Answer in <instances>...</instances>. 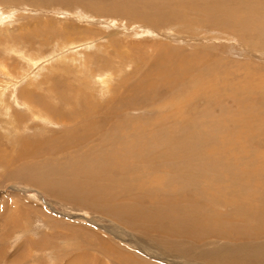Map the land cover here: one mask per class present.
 <instances>
[{"label":"rangeland","instance_id":"374dc122","mask_svg":"<svg viewBox=\"0 0 264 264\" xmlns=\"http://www.w3.org/2000/svg\"><path fill=\"white\" fill-rule=\"evenodd\" d=\"M219 1L221 11H230L227 0ZM203 3V0H0V264H61L69 255L64 257L65 253L54 251L53 247L58 245H65L71 256L85 249L99 259L98 262L89 259L87 254L85 264H105L104 253L112 255L108 260L123 258L124 261L122 256L129 252L138 255L144 264H184L185 257L168 253L153 240L157 235L174 241L181 237L176 228L185 224L167 208L160 209L156 202L168 197L167 188V191L193 192L182 193V197H189L186 206L190 199L205 198L201 190L202 171H198L200 179L189 171L192 184L189 186L186 178L176 179L172 171V165L179 164L181 158L176 152L181 151L180 156L190 152L185 154L189 157L187 165L191 161L197 165L196 159L202 155V151L195 152L194 140L187 138L178 145L180 130L192 135L195 131L208 133L202 134V138H211L204 146L213 153L221 149L219 141L229 147L232 143L231 155L224 152L221 155L230 165L229 173L239 180H234L237 187L241 186L238 193L249 187L252 198L253 192L264 188V19L256 15L252 17L255 22L252 28L231 29L225 24L229 17L225 22H210V15L202 12ZM118 6L126 7L135 16L114 12ZM167 10H174L179 16L169 20ZM243 10L239 8L232 14ZM263 10L260 13L264 17ZM27 30H34L31 33L34 37L30 33L27 36ZM65 30H73L74 43H66L62 36ZM134 83L138 90L130 89ZM95 109L100 112L103 109L102 119L107 120L101 119L97 132L98 136L103 134L104 152H95L86 141L72 145L67 140L65 144H57L58 138L68 133L60 114ZM215 136L220 138L218 142ZM25 140L36 145L48 142L51 149L46 148L42 154L36 152L30 158L18 157ZM175 144L171 156L168 154L174 161H169L162 151L164 148L170 151L168 147ZM184 146L189 150L185 151ZM88 152L98 159V165L111 161V156L119 165L114 164V173L105 172L101 180L90 172L92 180L90 173L81 168L93 161ZM98 153L102 156L94 155ZM83 157L89 162H81ZM215 157L209 154L203 164L222 166ZM163 165L172 170H163ZM206 168L209 165L203 169ZM186 171L182 172L183 176L188 174ZM206 174L210 188L220 187L216 189L220 202L212 204L213 212L218 213L214 216L218 217L215 230L227 229L229 224L240 233L248 230L251 221L236 222L238 218L233 219L229 214L245 202L243 196L221 187L227 181L221 173L217 175V171L210 170ZM106 179L112 180L107 184L108 189L103 186ZM96 184H100V189ZM255 199L250 200L251 204ZM121 201L145 210V220L142 222L143 216L138 213L134 217L130 212L133 208L122 222L115 214L108 213ZM102 207L106 215L97 210ZM200 209L197 212H202ZM155 223L157 229H153ZM68 227L74 229L72 236ZM97 239L107 243L114 254L106 253L108 249L101 248ZM228 243L223 240L219 246L223 248ZM232 254L239 255L234 250ZM186 263L213 264L196 259Z\"/></svg>","mask_w":264,"mask_h":264},{"label":"bare ground","instance_id":"6f19581e","mask_svg":"<svg viewBox=\"0 0 264 264\" xmlns=\"http://www.w3.org/2000/svg\"><path fill=\"white\" fill-rule=\"evenodd\" d=\"M204 3L202 5H205V7L203 8L204 10L202 12H204L203 14L205 15H210V22H213V20H217L218 21H223L225 22L226 19H229L226 21L225 24H229L230 28L232 29L233 27L235 28H252L251 26H255V22H253V18L252 17H255L256 15H258L259 17H261L262 19H264L263 17V14L260 13V10H263L264 9V2L262 0H255L254 2H249V0H227L230 4L228 5V8L230 11L226 10V11H221L222 9V6L220 5V1L217 0H203ZM49 3V2H48ZM47 3V4H48ZM263 3V4H262ZM114 4V3H113ZM22 5V4H21ZM28 5V4H27ZM115 5V4H114ZM122 5V4H121ZM125 5V4H124ZM28 7L30 6H27V7H21V8H25V9H28ZM130 7V6H129ZM128 7V8H129ZM191 7V6H190ZM196 7V6H195ZM118 10H114V12H120V11H124L126 14L129 13V16H135L134 12L131 13V10L127 9L126 7L123 8V7H119L118 6ZM134 8V7H133ZM132 8V9H133ZM239 8H244L243 11H241L240 13H236V14H232V13H235L236 10L239 11ZM261 8V9H260ZM36 9V7H35ZM99 9H101L99 7ZM186 9V7H185ZM37 10V9H36ZM187 10H189L187 8ZM21 11V10H20ZM101 11V10H98V12ZM222 12L219 14V12ZM264 11V10H263ZM112 12V11H111ZM168 16H169V20L172 19V16H174V18L176 19L177 16H179L174 10L173 11H170V10H167L166 11ZM198 12V11H197ZM123 13V12H122ZM124 14V13H123ZM125 14V15H126ZM186 14V13H185ZM116 15H119V14H116ZM216 16H219V17H216ZM150 17H152L150 15ZM214 17V18H213ZM256 18V17H255ZM166 18L164 17L163 20H165ZM181 19H184V17H182ZM249 19L250 22H247ZM262 21V20H261ZM46 24H49V21H46ZM42 27V26H40ZM28 31V30H27ZM26 31V33H27ZM33 35L34 34V30H30L28 31V34H26L27 36L29 35ZM33 33V34H31ZM60 33V32H59ZM21 34H24V33H21ZM65 36L67 42L66 43H74L73 41L75 39H71L73 38L74 34H73V30H65V33L62 34V36ZM30 37V36H29ZM34 37V35H33ZM28 57V56H27ZM29 58V57H28ZM31 58V57H30ZM27 59V58H26ZM32 59V58H31ZM36 59V58H35ZM34 59V60H35ZM29 60V59H28ZM33 60V59H32ZM30 61V60H29ZM37 61V59L35 60ZM34 63V61H32ZM84 64V63H83ZM201 65V64H200ZM33 66V65H32ZM205 69V68H203ZM121 70V69H119ZM221 74V73H220ZM197 75V74H196ZM200 76V75H199ZM104 78V77H103ZM143 78V77H142ZM203 78V77H202ZM125 79V78H124ZM131 79V78H130ZM216 79V78H215ZM214 79V80H215ZM127 80V79H126ZM125 80V81H126ZM159 80V79H158ZM190 80V79H189ZM212 80H213V77H212ZM211 80V81H212ZM99 81V80H98ZM128 81V80H127ZM130 81V80H129ZM128 81V82H129ZM132 81V80H131ZM194 81V80H193ZM203 81H206V80H203ZM210 81V80H209ZM159 81H157L158 83ZM160 83V82H159ZM163 83V82H162ZM106 84V83H105ZM131 84V83H130ZM207 84V83H205ZM163 85V84H162ZM198 85V84H197ZM224 85V84H223ZM129 86V85H128ZM133 86V85H132ZM148 86V85H147ZM194 86V84H193ZM200 86V85H199ZM221 86V85H220ZM226 86V85H224ZM236 86V85H235ZM144 87V86H143ZM169 87V86H168ZM186 87V86H185ZM204 87V86H202ZM222 87V86H221ZM229 87V86H228ZM177 88V87H176ZM230 88V87H229ZM130 89L132 90H138V85L137 83H134V86L133 88L130 86ZM173 89V88H172ZM201 89V88H200ZM208 89V88H207ZM177 90V89H176ZM56 91V90H55ZM144 91V90H143ZM175 91V90H174ZM239 91V90H237ZM244 91V90H243ZM146 92V91H145ZM137 93V92H136ZM216 93V92H215ZM214 93V94H215ZM141 94V93H140ZM237 94V93H235ZM234 94V95H235ZM38 97V96H37ZM58 98V97H57ZM235 99V98H234ZM239 100V99H238ZM218 106V105H217ZM97 109V108H96ZM93 110V112H90V111H82V112H76V111H70V112H67L68 113V117H67V113L65 115V113L63 114H60V118L61 121L63 122V124L65 126H67L66 128V131L68 133L66 134H62V135H66V136H60L58 138V142L57 144H60L62 145L61 143L65 144L67 140H70L69 142H71L70 144H77L79 143V141H83V142H87L91 147L94 148V151H99V152H104L103 150H101L103 148V144H102V139H103V134H97V132L99 131L100 127L98 126V124L103 120H106V119H102V109L101 112L100 111H97V110ZM100 110V109H99ZM63 111V110H62ZM115 111V110H114ZM31 112V111H30ZM102 113V114H101ZM136 113V112H135ZM105 114V113H104ZM103 114V115H104ZM115 114V113H114ZM116 115H119L116 114ZM131 115V114H130ZM38 116V115H37ZM53 116V115H52ZM114 115L112 116H109L108 117H113ZM33 117V116H32ZM47 117H49L47 115ZM107 117V118H108ZM22 118V117H20ZM13 119V118H12ZM34 119V118H33ZM55 119V118H53ZM58 119V118H57ZM102 119V120H101ZM111 120V119H110ZM19 121V120H18ZM107 121V120H106ZM112 121V120H111ZM114 121V120H113ZM40 122V121H39ZM24 123V121H23ZM22 123V124H23ZM53 123V122H52ZM55 123V122H54ZM110 123V122H109ZM185 123V122H184ZM205 123V122H204ZM61 124V123H60ZM105 124V123H104ZM187 124V123H186ZM35 125V123H34ZM52 125V124H51ZM59 125V124H58ZM62 125V124H61ZM101 125V124H100ZM205 125V124H204ZM18 127V126H17ZM16 127V128H17ZM62 127V126H61ZM64 127V126H63ZM40 128V127H39ZM55 128V127H54ZM115 128V126H113V129ZM41 129V128H40ZM103 129V128H102ZM105 129V128H104ZM103 129V130H104ZM109 129V128H108ZM117 129V128H116ZM159 129V128H158ZM162 129V128H161ZM14 130H15V127H14ZM21 130V128H20ZM64 131V130H63ZM122 131V130H121ZM37 132V131H36ZM104 132V131H103ZM108 132V131H107ZM106 132V134H107ZM119 132V130H118ZM19 133V132H18ZM38 133V132H37ZM105 133V132H104ZM112 133V132H111ZM115 133V132H114ZM124 133V132H123ZM171 133V132H170ZM194 133V132H193ZM251 133V132H250ZM22 134V133H21ZM29 134V133H27ZM97 134V135H96ZM202 134H206V135H209L208 133H202ZM202 134L200 133H195L192 135L191 132L189 133H186V130H180L177 132V135H181V138H178L177 142H178V145L180 146L185 140L190 139L191 141H195L196 142V145H195V152H201L202 151V155L199 154V158L196 159L197 161V165H198V168H197V165L196 163H194L193 161L190 162L189 165L186 164V160L187 158H189L188 156H186L185 154H188L190 152H187L185 153L184 155L180 156L181 151L176 152L175 154L180 158V161H179V164H176V165H172V168L174 170H172L171 168H169L168 166L166 165H163L162 166V169L163 170H168V169H171L174 174H175V177L176 179H181V180H184L185 178V181H187L186 183L188 184V186L191 184L189 182L190 178V175H191V172H192V175L194 174L195 176H197L199 179H200V176L201 174L203 173V180H202V187H204L203 189H201L203 192L202 194L205 195V198L202 196V198H195V199H190L189 201L192 202L195 207L189 202L188 206H186V202L188 200V198L186 197H182V193L183 195L184 194H188L189 192L191 194H193V192L191 191H180V190H176V191H165V195L168 196L167 198H160L158 199V202L159 204L158 205H161L160 206V209L161 207H165L167 208L169 211L175 213L179 218H181L183 221H185V224L183 225L182 228H176L180 233H181V237H179L178 239H175L174 241H172V239L168 240L169 237H165V236H157V235H154L153 236V240L154 242L158 243L161 247H163L166 251H168V253H178L177 255H179L180 257H185V259L188 261L190 259H196V260H199V261H205L206 263H225V264H264V188H262L261 190H258L257 192H253L251 194V196H253L252 198H257L255 199V203L254 204H251L252 202H250V200H252V198H250V192L251 190L248 189L249 187H245L244 190H242V193H238L239 190L241 189V186L240 187H237L236 184H235V181H237L235 178H233V175H231L229 173L230 171V165L227 161L223 160V155H221L223 152L224 153H228L226 155H231L232 151V143L229 146H224L222 144H220V138L216 139V136L214 137V139L216 140V142L219 141V146L221 147V149H218L219 151L216 152V153H213V150H210L208 149V146H204L205 143L209 142L211 140L210 137H208L207 139L205 138V140L202 138ZM19 135V134H18ZM17 135V137H18ZM30 135V134H29ZM124 135V134H123ZM133 135V134H132ZM157 135V134H156ZM196 135V136H195ZM25 136V135H23ZM37 136V135H36ZM39 136V135H38ZM120 136V135H119ZM195 136V137H194ZM20 137V136H19ZM32 138L34 136H31ZM54 137V136H53ZM97 137V139H96ZM142 137V136H141ZM161 137V135H160ZM159 137V139H160ZM173 137V136H172ZM179 137V136H178ZM205 137V136H204ZM101 138V140H100ZM115 138V137H114ZM126 138V137H125ZM195 138V139H194ZM223 138V137H222ZM18 139V138H17ZM16 139V140H17ZM37 139V138H36ZM35 139V140H36ZM46 139V138H45ZM106 139V138H105ZM111 139V138H110ZM176 139V135L175 137L173 138V140ZM39 140V139H38ZM42 140V139H41ZM135 140V139H134ZM199 140V141H198ZM204 140V141H203ZM19 141V140H18ZM21 141V140H20ZM107 141V140H106ZM131 141V140H130ZM39 142V141H38ZM56 142V140H55ZM54 142V143H55ZM77 142V143H76ZM109 142V141H108ZM113 142V141H112ZM156 142V141H155ZM223 142H226V141H221V143ZM48 142H45L46 145H44L42 142H41V145H36L35 142L34 144H32V142L30 141H27L25 140L23 143H22V149H20V152L17 153L18 157H26V158H30L31 156H34L36 155V152H38L39 154H42L43 152L45 153L46 148L48 150H50L51 148L49 147V144H47ZM49 143L50 140H49ZM141 143V142H140ZM32 144V145H31ZM38 144V143H37ZM56 144V143H55ZM82 144V143H81ZM88 144H87V150H88ZM262 144V143H261ZM34 145V146H33ZM80 145V144H79ZM111 145V143H110ZM126 145V144H125ZM17 146V145H16ZM108 146V145H107ZM175 145H173V148L172 147H168L170 149V151L166 150L165 148L163 149V154L162 156L165 157L167 160L169 161H174L172 160L168 154L171 156V154L173 153V149H175ZM210 146V145H209ZM77 147V145H76ZM90 147V149H92ZM114 147V146H113ZM141 147V146H140ZM151 147V146H150ZM154 147V146H153ZM167 147V146H166ZM194 147V146H193ZM212 147V146H211ZM209 147V148H211ZM18 148V147H17ZM63 148H65L63 146ZM70 148V147H68ZM180 148V147H179ZM182 148V147H181ZM185 148V151H188L189 150V147L187 146H184ZM58 148L55 147V150H57ZM60 149V148H59ZM79 149V148H78ZM81 149V148H80ZM96 149V150H95ZM106 149V148H105ZM192 149V148H191ZM54 150V149H53ZM73 150V149H72ZM83 150V149H82ZM111 150V148H110ZM109 150V152H110ZM63 151V150H62ZM92 151V150H91ZM152 151V150H151ZM248 151V149H247ZM246 151V152H247ZM78 151H76L77 153ZM146 152V150H145ZM55 153H59L60 152H55ZM75 153V154H76ZM84 153V152H83ZM108 153V152H106ZM124 153V152H123ZM123 153L121 155H123ZM184 153V152H183ZM248 153V152H247ZM246 153V154H247ZM258 153V152H257ZM52 154V153H51ZM73 154V153H72ZM100 153L98 154H94V155H99ZM145 154H148V152H146ZM198 153H195V155H197ZM209 154H212V155H216L215 158H217V161H218V164H220V162H222V166L221 165H216L214 168L213 165H211L210 163H205L203 164V162L205 161L204 159L209 155ZM16 155V156H17ZM80 155V153H79ZM116 155V154H115ZM134 155V154H133ZM42 156V155H41ZM50 156V155H49ZM62 155L58 156V157H61ZM84 156V155H83ZM88 157H91L93 158V161L90 162L89 164H87L85 167H81L82 169L86 170L87 173L89 172H93L96 178L97 175L98 176V179L101 180V179H104V174L105 172H108L110 174V171L114 173V164H117L119 165L117 162H116V159L114 157L111 156V161H106L105 164H99L98 165V159L96 160V158H94L93 154L90 152H88L87 154ZM99 156H102V155H99ZM105 156V154H104ZM128 156V155H126ZM259 156V155H258ZM43 157V156H42ZM46 157V156H44ZM57 157V158H58ZM106 157V156H105ZM109 157V156H108ZM153 157V156H152ZM177 157V158H178ZM192 157V156H191ZM41 158V157H40ZM49 158V157H48ZM82 158V157H81ZM87 157H83V160L81 162H89V159L87 160L86 159ZM98 158V157H97ZM126 158V157H125ZM230 158V157H229ZM77 159V158H76ZM148 159V158H147ZM151 159V158H150ZM71 160V159H70ZM80 160V159H79ZM78 160V161H79ZM130 160V159H129ZM135 160V159H134ZM133 160V161H134ZM242 160V159H241ZM76 161V160H75ZM102 161V160H101ZM157 161V160H156ZM178 161V160H177ZM195 161V160H194ZM64 162H67V161H64ZM72 162V161H71ZM77 162V161H76ZM105 162V161H104ZM159 162V161H158ZM75 163V162H74ZM79 163V162H78ZM242 163H244V159L242 160ZM241 163V165H242ZM68 164V162H67ZM83 164V163H82ZM81 164V166H82ZM143 164V163H141ZM66 165V164H64ZM206 165H209V168H206V169H203ZM227 165H228V169H227ZM70 167V165H68ZM76 166V165H75ZM184 166H186L187 168V171L185 170ZM213 166V167H212ZM224 166V167H223ZM164 167V168H163ZM68 168V167H67ZM71 168V167H70ZM69 168V170H70ZM117 169V168H116ZM115 171L117 172L118 170ZM119 169V172L122 174L121 172V167L118 168ZM259 169V168H258ZM59 170V169H58ZM66 170V169H65ZM68 170V169H67ZM145 170V168L143 169ZM210 170H212L214 172L217 171V175L219 173H221L225 180V183L226 185H222L221 187L224 186L225 189H231L233 190V194L234 195H237L238 197L241 195L243 196V199H245V202L242 203V205L240 206H236L234 209L231 210V213H229L231 215V217L234 218H238L236 220V222H238L239 220L240 221H251L250 223V227L249 229L245 230L244 232L240 233L241 231H239V229H236L235 227L236 226H231L227 229H224L221 231H218L217 229L215 230L217 223L218 221L216 220L218 217L214 218V216H217L218 213L216 212H213L214 208L212 206V204H215L217 202H220L219 199V194H217L216 192L220 189V187L218 188H210L208 183V179H207V172H209ZM75 171V169H74ZM186 171L187 175L186 176H183L182 175V172ZM191 171V172H189ZM201 172V174L199 172ZM165 172V171H164ZM167 172V171H166ZM17 173V172H16ZM65 173V172H64ZM112 173V174H113ZM169 173V172H168ZM185 173V172H184ZM91 174V173H90ZM89 174V177L90 179H94L92 177L93 174L90 175ZM120 174V175H121ZM137 174V173H136ZM139 174V173H138ZM142 174V173H140ZM145 174V173H144ZM170 174V173H169ZM49 175V174H48ZM52 175V174H51ZM67 175V174H65ZM193 175V176H194ZM259 175V174H258ZM262 175V174H260ZM238 176V175H237ZM246 176V175H245ZM62 177V176H61ZM48 178V177H47ZM46 178V179H47ZM172 178V177H171ZM240 178V177H239ZM249 178V177H247ZM78 179V178H77ZM68 180V179H67ZM82 180V179H80ZM79 180V181H80ZM85 180V179H83ZM235 180V181H234ZM98 181V180H97ZM106 182L104 183V187H106L108 189V185L111 181H107V179L105 180ZM173 181V180H172ZM68 182V181H67ZM87 182H89L87 180ZM174 182V181H173ZM239 182V180L237 181ZM80 183V182H78ZM77 183V184H78ZM82 183V182H81ZM101 183V181L99 182ZM148 183V182H147ZM161 183V182H160ZM217 183H219L217 181ZM224 183V182H223ZM264 183V181H263ZM262 183V184H263ZM83 184V183H82ZM171 184V183H170ZM210 184V183H209ZM79 185V184H78ZM88 185V184H87ZM97 185V184H96ZM100 185V184H99ZM96 188H98V186ZM162 185V184H161ZM177 185V184H176ZM182 185V184H181ZM192 185V184H191ZM54 186V185H53ZM102 186V187H103ZM156 186V185H155ZM164 186V184H163ZM179 186V185H178ZM197 186V185H196ZM89 187V186H88ZM91 187V185H90ZM93 187V186H92ZM124 187V186H123ZM128 187V186H127ZM165 187V186H164ZM167 187V186H166ZM193 187V186H192ZM236 187V188H235ZM76 189H78L77 187H75ZM87 188V187H86ZM114 188V187H113ZM155 188V187H153ZM163 188V187H162ZM175 188V186H174ZM66 189V188H65ZM69 189V188H68ZM67 189V190H68ZM92 189V188H91ZM100 189V188H98ZM103 189V188H102ZM106 189V190H107ZM195 189V188H194ZM218 189V190H216ZM64 190V189H63ZM73 190V188H72ZM80 190V189H79ZM105 190V191H106ZM188 190V189H187ZM190 190V189H189ZM71 191V190H70ZM91 191V190H90ZM164 191V190H163ZM177 191L179 193H177ZM226 191V190H225ZM73 192V191H71ZM79 192V191H78ZM96 192V191H95ZM109 192V191H108ZM138 192V191H136ZM135 192V193H136ZM195 192V191H194ZM223 192V191H222ZM49 193V192H48ZM87 193V192H86ZM90 193V192H89ZM143 193V192H142ZM153 193V192H152ZM172 193V194H171ZM189 193V195H190ZM225 194L226 197H228L229 194H227V192H223ZM237 193V194H236ZM55 194V193H54ZM62 194V191H60V195ZM73 194V193H72ZM80 193H78L79 195ZM84 194V193H83ZM82 194V195H83ZM104 194V193H103ZM106 194L105 193V197H106ZM199 194V193H198ZM196 194V195H198ZM201 194V195H202ZM66 195V194H65ZM120 195V194H118ZM113 196V195H112ZM68 197V196H67ZM233 196H230L229 198H231ZM63 198V197H62ZM65 198V196H64ZM63 198V199H64ZM71 198V196H70ZM77 198V197H76ZM75 198V199H76ZM80 198V197H79ZM96 198V197H95ZM101 198V197H100ZM69 199V198H68ZM74 199V200H75ZM81 199V198H80ZM79 199V200H80ZM89 199V198H88ZM94 199V198H93ZM78 200V199H76ZM84 200V199H83ZM112 200V199H110ZM196 200V201H194ZM128 201V200H127ZM165 201V202H164ZM183 201V202H182ZM207 201V202H206ZM222 201V200H221ZM231 201V200H230ZM243 201V200H242ZM77 202V201H76ZM79 202V201H78ZM86 202V201H85ZM94 202V201H93ZM105 202V201H104ZM124 201H121L120 204H118L116 207H114V210L113 209H108V213H112V214H115L117 217H119L118 219L122 222L125 217H126V214H127V211L128 210H132V205H128V204H124L123 203ZM206 202V204H205ZM209 202V204H208ZM233 202V201H232ZM238 202V200H237ZM83 203V202H82ZM96 203V202H95ZM106 203V202H105ZM136 203V202H135ZM89 204V203H88ZM102 204V203H101ZM115 204H117L115 202ZM198 206H197V205ZM241 204V203H239ZM85 204H83L84 206ZM109 205V204H108ZM219 205V203H218ZM89 206V205H88ZM107 206V205H106ZM234 206V205H233ZM206 207V208H205ZM217 207V206H216ZM229 207V206H227ZM93 208V207H92ZM96 208V207H95ZM105 208V207H104ZM108 208V207H107ZM202 208V212H206L205 214H203L201 211ZM224 208V207H223ZM134 210L130 211L133 216L135 217L136 214L138 213L139 216H143L141 217L140 219H142L141 221L143 222V220H145L144 217H147V214L145 212V210H140V209H137V208H133ZM166 209V210H167ZM197 209H200V211L197 212ZM99 212H102L105 213L106 215V212H105V209H97ZM226 212V211H225ZM234 214V215H233ZM110 215V214H109ZM111 216V215H110ZM132 216V217H133ZM133 217V218H134ZM177 217V218H178ZM176 221V220H175ZM137 222V221H136ZM213 223V225L211 223ZM242 222V223H243ZM240 223V222H239ZM249 223V222H248ZM238 224V223H237ZM131 226L133 224H130ZM244 225V224H243ZM249 225V224H248ZM136 226V225H135ZM151 226H152V223H151ZM161 226V224L159 225ZM164 226V225H163ZM240 227V226H239ZM237 227V228H239ZM235 228V229H234ZM82 229V228H80ZM153 229H157V224L155 223V225L153 226ZM166 229V227H165ZM137 230V229H136ZM67 231H69L71 233V236H72V233L74 232V229L73 227H68L67 228ZM172 232V231H171ZM83 235V234H82ZM85 236V235H84ZM157 236V239L156 237ZM251 236H253L254 238H252ZM83 237V236H82ZM82 237L80 239H82ZM164 237H165V240H164ZM152 238V237H151ZM171 238V237H170ZM87 238L84 237V240H86ZM185 239V240H184ZM228 241L230 243L228 244H224L223 245V248L222 246H219V242L221 241ZM94 240H91V243L93 242ZM97 241H99V239H97ZM96 241V242H97ZM103 241V240H102ZM176 241V242H175ZM90 242V241H88ZM99 246L101 248H104V249H108V251L106 250V253L107 252H111L112 254H114V250L110 249L109 246H107L108 244L105 243V242H101L99 241L98 242ZM92 245V244H90ZM222 245V244H221ZM94 246V245H93ZM98 246V247H99ZM184 246V247H182ZM65 247V245H64ZM63 246H60L58 245L57 248H54V251L56 250L59 254H64V257L68 256L66 259H64L65 261H62L61 264H85V262L88 260L86 259V256H87V252L85 251V249H83L81 251L80 254H77V255H73L71 256L70 253L67 251L68 249L65 248L64 249ZM221 247V248H220ZM74 248V246H73ZM72 248V249H73ZM123 248V247H122ZM128 248V247H127ZM135 250V249H134ZM232 250L234 251H237V253L239 255H236V254H232ZM94 251V250H93ZM56 252V253H57ZM129 252V251H128ZM94 253V252H93ZM103 253V252H101ZM121 253V252H120ZM124 253V252H123ZM131 254H124L122 257H125L124 258V261L123 258L122 260L121 259H118V258H111L110 260H108L107 258L108 257H111L112 255L110 254H102L103 257L106 259V262L105 264H144V263H140V259H138V255L136 256V254L134 255L132 252H129ZM89 255V254H88ZM90 258L89 259H92V260H96L97 259V262L99 261V259L94 256L92 257L91 255H89ZM120 256V255H119ZM136 256V257H135ZM170 256V254H169ZM63 257V258H64ZM167 257V256H166ZM62 258V259H63ZM140 258V257H139ZM163 259V258H162ZM101 260V259H100ZM145 260V259H143ZM90 261V260H89ZM186 261V262H187ZM60 262V261H59ZM96 262V261H95ZM143 262V261H142ZM185 261H184V264H187ZM102 263V262H101ZM154 263V262H153ZM159 263V262H157ZM171 263V262H170ZM11 264V263H10ZM89 264H92V262H89ZM152 264V263H151ZM155 264V263H154ZM182 264V263H180Z\"/></svg>","mask_w":264,"mask_h":264}]
</instances>
